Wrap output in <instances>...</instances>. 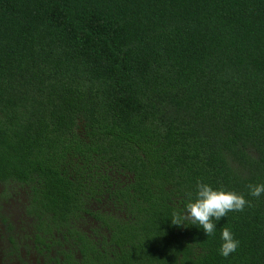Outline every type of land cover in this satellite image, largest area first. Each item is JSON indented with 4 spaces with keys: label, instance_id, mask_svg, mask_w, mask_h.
<instances>
[{
    "label": "trees",
    "instance_id": "1",
    "mask_svg": "<svg viewBox=\"0 0 264 264\" xmlns=\"http://www.w3.org/2000/svg\"><path fill=\"white\" fill-rule=\"evenodd\" d=\"M0 184L65 264H264V0H0Z\"/></svg>",
    "mask_w": 264,
    "mask_h": 264
},
{
    "label": "clouds",
    "instance_id": "2",
    "mask_svg": "<svg viewBox=\"0 0 264 264\" xmlns=\"http://www.w3.org/2000/svg\"><path fill=\"white\" fill-rule=\"evenodd\" d=\"M247 187L249 195L254 198H259L264 193V184H249ZM196 189L195 200L189 197L183 214L178 211L173 212L171 219L173 225L185 226L184 222L189 221L191 225L202 228L207 237H212L215 235L217 222L225 218L229 212H243L246 207H252L251 202L245 199L244 195L234 191L214 190L202 181H197ZM221 240L219 252L224 258H228L240 245V241L235 239L234 234L227 227L221 230Z\"/></svg>",
    "mask_w": 264,
    "mask_h": 264
},
{
    "label": "flooded vegetation",
    "instance_id": "3",
    "mask_svg": "<svg viewBox=\"0 0 264 264\" xmlns=\"http://www.w3.org/2000/svg\"><path fill=\"white\" fill-rule=\"evenodd\" d=\"M25 205L26 198L23 200V204L20 208V217H23L25 223L22 227L24 228V231L27 232V234L23 236V238L25 237V241L21 243L19 235H16L15 233H8V235L4 238V241L6 242L3 251L4 256L7 257V259L13 257L16 260V264H55L56 261H59V264H62L64 262V257L60 249H55L53 247H41L34 243L33 228L31 225L32 219L26 215ZM3 221L9 228H11L7 218H4ZM66 250H70V252L73 253V250L71 249ZM22 251L25 256H28L27 260ZM73 256L78 262L82 259L78 252L74 253ZM0 264L2 263L0 262Z\"/></svg>",
    "mask_w": 264,
    "mask_h": 264
},
{
    "label": "rangeland",
    "instance_id": "4",
    "mask_svg": "<svg viewBox=\"0 0 264 264\" xmlns=\"http://www.w3.org/2000/svg\"><path fill=\"white\" fill-rule=\"evenodd\" d=\"M23 194V190L19 187H7L6 185L0 184V262L2 264H16V260L13 257L7 259V257L4 256L3 251L6 245L4 241L5 236L8 235V233H15L20 236L21 243L25 241V237L23 238V236L26 235L27 232L24 231L22 227L25 225L24 219L22 216L20 217V208L25 199ZM4 218L9 220L11 228L3 221ZM22 253L24 254L23 251ZM24 257L26 260L28 259V256H25V254Z\"/></svg>",
    "mask_w": 264,
    "mask_h": 264
}]
</instances>
